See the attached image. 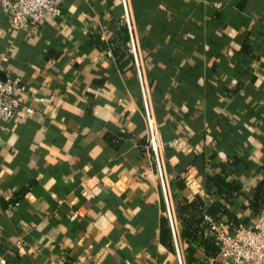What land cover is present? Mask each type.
Returning a JSON list of instances; mask_svg holds the SVG:
<instances>
[{
    "label": "crops",
    "instance_id": "1",
    "mask_svg": "<svg viewBox=\"0 0 264 264\" xmlns=\"http://www.w3.org/2000/svg\"><path fill=\"white\" fill-rule=\"evenodd\" d=\"M175 201L221 173L254 226L264 178V0H130ZM122 0H65L15 26L0 6V76L26 106L0 127V259L6 264H179L166 219ZM118 33L123 39L110 46ZM177 141L175 147L173 142ZM240 228V229H241ZM178 238L186 264L204 238ZM173 240V239H172Z\"/></svg>",
    "mask_w": 264,
    "mask_h": 264
},
{
    "label": "built area",
    "instance_id": "2",
    "mask_svg": "<svg viewBox=\"0 0 264 264\" xmlns=\"http://www.w3.org/2000/svg\"><path fill=\"white\" fill-rule=\"evenodd\" d=\"M65 0H0L3 12L10 17L12 23L19 27L37 28L49 16H61ZM124 14L121 22L128 35V50L133 57L143 99V109L148 126L147 146L151 150L161 191L164 197L166 219L169 223L179 264H186L178 238L180 221L171 191V180L168 171L164 142L161 138L160 126L156 119L151 98V88L145 74V66L140 45L137 24L130 0H122ZM26 86L17 78L8 75L0 76V127L6 119H13L23 109L32 113L34 109L26 106L24 99L18 94ZM175 147L177 141L173 142ZM213 229L221 245V255L233 264H264V217H260L254 226L241 228L230 233L223 226L214 223ZM0 259V264H6Z\"/></svg>",
    "mask_w": 264,
    "mask_h": 264
},
{
    "label": "trees",
    "instance_id": "3",
    "mask_svg": "<svg viewBox=\"0 0 264 264\" xmlns=\"http://www.w3.org/2000/svg\"><path fill=\"white\" fill-rule=\"evenodd\" d=\"M118 39H123L121 33H118L115 40L109 41L110 46H114L113 43L118 44ZM206 186L209 196L216 192L222 196V199L208 204L203 196L197 195L192 200L183 199L178 201L176 211L181 229L190 240L197 235L204 238V250L207 260L210 261L217 260L221 255V245L217 233L213 229V224H219L227 232L235 233L243 225L248 224L249 221L241 219L231 211V206L236 203L240 191L233 184L227 182L220 172L215 177H209ZM214 187L217 189L215 192L212 191ZM250 206L257 215L262 214L264 211V178L252 189ZM163 238L168 246L171 242H174L167 219L163 222ZM215 264H218V262L216 261Z\"/></svg>",
    "mask_w": 264,
    "mask_h": 264
}]
</instances>
